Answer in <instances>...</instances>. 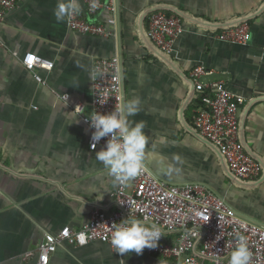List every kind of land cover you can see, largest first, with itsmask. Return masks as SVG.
<instances>
[{"label": "crops", "instance_id": "crops-1", "mask_svg": "<svg viewBox=\"0 0 264 264\" xmlns=\"http://www.w3.org/2000/svg\"><path fill=\"white\" fill-rule=\"evenodd\" d=\"M58 0H17L0 26V264H36L46 233L81 228L91 211L118 208L117 187L88 148L89 129L73 110L91 112L94 60L119 56L125 101L138 97L150 143L146 163L172 182L209 185L238 212L264 224V0H118V11L88 14L111 25L103 37L58 22ZM163 9L183 17L184 32L173 54L151 40L149 14ZM113 20V21H110ZM247 21V43L221 40L228 25ZM27 54L54 61L38 69L43 82L23 65ZM197 64L223 78L240 100V138L260 163L254 182L236 178L218 149L195 129ZM142 74V75H141ZM69 94L68 100L61 95ZM163 141V142H162ZM33 255L24 258V254ZM174 264L172 258L132 252L120 256L109 244H62L49 264Z\"/></svg>", "mask_w": 264, "mask_h": 264}, {"label": "built area", "instance_id": "built-area-1", "mask_svg": "<svg viewBox=\"0 0 264 264\" xmlns=\"http://www.w3.org/2000/svg\"><path fill=\"white\" fill-rule=\"evenodd\" d=\"M88 14L105 9L118 11V0H83ZM17 6V0H0V26L7 13ZM113 21V20H110ZM68 27L76 32L107 37L114 34L111 25L91 21L79 14L67 18ZM183 17L176 12L156 9L149 14L148 34L153 43L167 54H173L176 39L184 32ZM247 21L228 25L218 35L221 40L247 43L250 39ZM24 67L43 82L38 69L52 68L54 61L39 54H27ZM123 68L119 56L97 58L92 70L91 112L85 113V103L77 102L73 110L80 114L89 129L88 148L104 147L107 137L91 147L89 115L108 113L125 101ZM212 70L197 64L191 71L201 105L194 117L195 129L215 146L229 171L238 179L254 182L260 175V163L247 151L240 138L238 112L240 100L226 86L223 78L211 79ZM61 97L68 100L69 94ZM113 196L118 208L107 212L94 208L88 221L79 229L64 226L57 234L46 233L37 248L36 264H49L50 256L62 244L84 245L99 240L110 245L113 224L127 216L145 223H156L161 231L155 248L144 251L172 258L174 264H228L236 247L237 236L246 238L251 252L250 264H264V224L238 212L209 185L201 182H172L158 176L144 161L143 171L127 184L117 183ZM83 240V243H81ZM111 246V245H110ZM118 254V253H117ZM33 251L24 254V258ZM122 256L121 254H119ZM119 264H124L123 261Z\"/></svg>", "mask_w": 264, "mask_h": 264}, {"label": "clouds", "instance_id": "clouds-1", "mask_svg": "<svg viewBox=\"0 0 264 264\" xmlns=\"http://www.w3.org/2000/svg\"><path fill=\"white\" fill-rule=\"evenodd\" d=\"M90 7H97L95 0ZM80 11V0H58L54 16L58 22H63ZM140 105V99L132 97L111 112H96L88 116L89 126L93 129L91 147L95 149L97 143L107 137L105 146L95 156L113 177L114 183L127 184L137 177L143 171L144 161L149 155L146 148L150 139L145 132L144 121L133 122L130 119L139 113ZM161 236L162 231L156 223L148 224L133 216H127L113 224L110 245L114 252L121 255L132 252L141 254L145 248H155ZM237 241L228 257V264H250L251 252L246 238L237 236Z\"/></svg>", "mask_w": 264, "mask_h": 264}, {"label": "trees", "instance_id": "trees-1", "mask_svg": "<svg viewBox=\"0 0 264 264\" xmlns=\"http://www.w3.org/2000/svg\"><path fill=\"white\" fill-rule=\"evenodd\" d=\"M201 105V99H200V96H197L196 100H195V115L197 113V110H198V107ZM195 125V123H194Z\"/></svg>", "mask_w": 264, "mask_h": 264}, {"label": "water", "instance_id": "water-1", "mask_svg": "<svg viewBox=\"0 0 264 264\" xmlns=\"http://www.w3.org/2000/svg\"><path fill=\"white\" fill-rule=\"evenodd\" d=\"M152 169V168H151ZM155 172V171H154ZM156 173V172H155Z\"/></svg>", "mask_w": 264, "mask_h": 264}]
</instances>
